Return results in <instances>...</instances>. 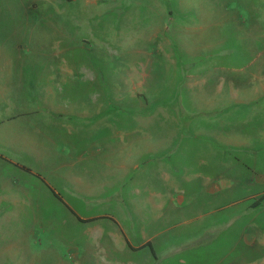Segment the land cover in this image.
<instances>
[{"label":"rangeland","instance_id":"374dc122","mask_svg":"<svg viewBox=\"0 0 264 264\" xmlns=\"http://www.w3.org/2000/svg\"><path fill=\"white\" fill-rule=\"evenodd\" d=\"M208 7L217 8L215 12L219 22L216 23L215 28L213 24L212 27L197 29L196 32L191 25L196 23L199 17L186 15V9L201 10ZM166 10L169 15L164 14ZM22 14L26 15V25L17 31L9 29V26L0 21V58L15 55L27 56L30 59L38 57L48 59L33 63L25 57V65L23 63L18 66L19 71L21 66H24L23 87L26 94V99L20 101L19 106L40 105L41 99L39 100L34 94L38 89L42 91L46 85L52 87V90H56L58 94L64 95V97L56 96L54 101H50L53 105L77 103L79 106L90 99V91L100 93L104 83L105 94L98 97L100 112L109 116L114 111L121 110L123 116L128 113L127 106L135 104L138 119L145 114H150V119L146 121V128L138 129L135 133L138 146L141 147L145 146L146 137H153V139L170 137L174 130L169 123L156 117L157 112L146 113L144 109L148 105H156V109H159L157 104L163 102L164 106L169 104L178 107L179 111L184 107L183 103L180 105L183 98L180 94V89L183 87L180 86L182 83L180 78L183 77L186 80L192 75L179 69L181 74L175 70L176 65L170 62V52L173 51L175 57L179 52L178 46H175L173 42L179 39L177 33L181 36H184L185 32L197 33V39L203 41L214 32L215 34H219V31L227 32V43L217 46V49L213 47L210 54L206 53L207 48L197 49V55L201 61L191 65L193 73L197 70L195 67L202 66L200 62H210L214 59H217L219 63L218 69L226 73L244 71L247 76L248 71L264 70V60H261L264 58V31L255 29L257 26L264 29V0H0V20L2 18L13 20L16 16L21 19ZM166 24L170 26L169 32H166L168 28ZM186 25L188 29L185 28ZM190 39L193 41L191 37ZM18 41L22 43V48H18ZM253 41L258 42L259 47ZM180 52L183 53V50ZM163 55L167 56L164 61L161 58ZM166 59H168L167 64ZM13 66L15 68L14 64ZM178 66L182 65L178 64ZM102 71L104 79L101 78ZM90 73L93 78L86 81L85 76L91 75ZM114 88L120 89V95L116 96V90L115 95H112ZM162 91H165V96L161 95ZM94 103L96 104L95 101ZM117 105L120 108H117ZM246 109L232 102L231 107L220 112L223 115L221 121H217L212 113L201 116L194 122L197 126L194 133L206 131L201 137H208V127L213 126L211 124L227 123L226 126L233 125L232 129H236L242 123L237 120L243 118ZM182 114L186 112L182 110ZM252 117L256 118L254 115ZM100 122L99 125L96 123L95 127H88L86 123H81L78 125L80 130L76 127L72 130V135L76 137L103 133L106 136L113 135L111 124L104 119ZM45 124L48 126V121ZM47 131L48 129L41 134L42 137L37 139V143L27 144L26 139L29 133H17V130L7 122L0 124V140L1 137H5L14 147L22 146L21 149L16 150L23 155L16 153L13 158L31 168H40L47 180L50 178L58 181L51 182L65 200L56 197L37 174L33 175L20 164L17 168L15 164L4 161L6 165H0V177L4 172H9L7 174L9 180H13L11 174L18 179L21 178L20 180L25 183L18 185L16 190H26L32 200L28 204L32 206L16 205L0 209V264H118V259L122 261V264H149L146 255L151 253L142 250L124 252L121 256L115 257L112 252L101 250L102 255H98L97 247L100 240H109L107 235L102 234L107 230L118 232L117 226L108 217L82 221L74 216L68 208L69 205L64 202L71 204L81 214L97 213L109 207L121 218L127 219L133 212L125 204L126 202L120 199L118 196L120 192L116 191V187L112 188L113 194H111V190L96 191L94 181L88 187L81 186L74 182V177H70L72 167L68 168V171L56 168L48 171V165H44L47 153L43 149L49 144L51 146L54 140L48 137L50 133ZM35 137H37L36 134ZM28 146H36L38 150L35 148L31 151ZM257 146H263L257 153H253L254 157L258 158L255 161L258 162V169H260L264 167V158H262L264 144L261 145L255 140L253 148ZM199 147L194 150L196 154L209 152L208 143ZM24 150L28 154L24 153ZM250 153V151L246 152L248 155ZM6 154L11 158V152ZM231 155L229 152L225 154L227 160H230ZM189 160L191 164L196 162L190 158L187 164ZM165 161L163 164L168 163L167 160ZM216 162H220V157ZM181 163L182 160H177L174 164ZM154 171L149 173L153 175V180L157 178ZM144 173L142 171L138 178L140 183H143L141 186L150 180L144 176ZM5 185H0L1 190L7 189ZM12 190L14 189L10 192ZM97 192H100V196L96 195ZM109 193L110 196L107 195ZM125 194L132 202L142 205L137 201L144 192L137 194L122 189V196ZM105 195L107 198H103L106 197ZM84 201L89 205H85ZM239 204L240 202L233 209L228 210L230 214H226L230 216L232 212L240 213L242 206ZM260 207L263 208L261 215H264V205H260L255 212H258ZM141 208L136 209L134 214L143 219L146 216L145 208L143 206ZM196 211L197 209H192L193 213ZM236 216L235 223L227 225V231L232 234H238L241 222L245 221L243 217L241 221L240 214ZM213 219L210 215H202L192 220L191 224L185 223L182 227L188 229L203 227L206 222L207 225L209 222L212 223ZM100 225L105 228L102 234L99 230ZM126 225L132 227L129 235L132 239H136L138 234L135 227L139 224L122 223L123 227ZM211 232H214V229L207 234ZM224 232L210 246L201 248L205 255H209V263L214 260V257L215 260L219 259L223 255L222 250L231 242L229 237L224 238L223 235H226ZM236 244L239 247V241ZM59 258L67 261L70 259L71 262L62 263L60 261L62 259L59 260ZM134 260L137 261L134 262ZM170 263L171 261L164 259L160 264Z\"/></svg>","mask_w":264,"mask_h":264},{"label":"crops","instance_id":"0c3cea01","mask_svg":"<svg viewBox=\"0 0 264 264\" xmlns=\"http://www.w3.org/2000/svg\"><path fill=\"white\" fill-rule=\"evenodd\" d=\"M189 9H186V15L199 17L198 21L191 25L196 32L197 29L212 27L213 24L215 28L216 23L219 22L215 12L217 8ZM168 10L165 11V15H169ZM25 16L22 14L21 19L16 16V19L13 20L12 18L7 20L2 18L0 21L9 26V29L17 31L26 25ZM247 23H249V19H247ZM166 25L168 26L166 32H169L170 26ZM185 28L188 29V25ZM255 29L260 32L264 31L262 27L258 26ZM177 34L179 39L173 42L175 46H178L179 52L177 57L173 51L170 52V62L176 65L177 69L175 70L183 69L186 74L192 75L186 80L183 77L180 78L182 79L180 86H183L180 89V94L183 96L180 105L183 103L182 110L186 114H182V110L179 111L178 107L169 104L164 106L163 102H161L162 105L157 104L159 109H156V105L153 104L144 109L146 113L157 112L158 119L173 126L172 136L169 134L170 137H155L154 139L146 137L145 146H138L135 133L138 129L145 127L150 114H145L144 117L138 119L135 104L128 105V113L123 116L121 110L114 111L109 116L100 112L98 97L105 94L104 83V88L100 93L90 91V99L79 106L77 103L75 105L74 103L53 105L50 101H54L56 96L64 97V95L58 94L56 90H52V87L46 85L42 91L38 89L34 94L39 100L41 99L40 105L20 107L19 102L26 99V94L25 87H23L24 66H21L20 71L18 66L23 63L25 65L26 58L37 63L43 59L47 60V57L30 59L27 56L25 58L24 56L8 55L0 58V124L7 122L17 130V133H29L26 139L27 144L37 143V139L41 138V134L48 129L47 132L50 133L48 137L54 140L51 146L49 144L43 149L47 153L44 165H48V171L55 170V168L68 171V168L72 167L70 170L72 176L70 177H74V182L77 184L88 187L94 181L96 191L98 189L99 191L111 190V194H113L112 188L116 187V191L120 192L118 196L126 202L125 204L133 214L136 209H140L142 206L145 208L146 216L143 219L141 216L139 218L137 214L131 213L126 219L121 218L109 207H105L97 213L81 214L71 204L64 202L69 205L68 208L71 209L74 216L80 220L97 216L91 220L82 221H94L108 217L117 226L118 232L107 230L104 234L102 232L105 228L99 226L100 234L107 235L109 240H100L97 247L98 255H102L101 250L112 252L114 257L121 256L124 252L131 253L142 250L151 253V255H146L149 264H160L164 259L171 261L170 264H264V215H261L263 208L260 207V210L255 212V209L260 205H264V167L258 169L259 164L255 161L258 158L254 157V154L263 146L253 148L255 140L259 141L261 145L264 144V70L248 71L247 76L244 71L242 73H226L218 69L219 63L217 59H214L210 62H200L202 66L195 67L197 70L194 75L191 65L201 61L197 55V49L207 48L206 53L210 54L213 47L217 49V46L227 43V32L219 31V34L214 32L203 41L197 39V33L185 32L184 36H181L180 33ZM256 43L259 47L258 42ZM21 45L22 43L18 41V48H22ZM180 50H183V53ZM166 57L163 55L161 58L164 61ZM165 63H168V59L165 60ZM178 64L182 66L177 67ZM179 72L182 74L181 71ZM100 74L104 79V72L102 71ZM97 75L99 76L98 73ZM91 76L92 74L85 76V80L92 79L93 76ZM176 80L178 81L177 78ZM112 90V95H115V90L116 96L120 95L119 88ZM161 95L165 96V91H162ZM43 97L45 98L43 99ZM232 102L247 108L246 114L240 118L242 121L239 118L237 120L239 123L242 122L241 125L232 129L233 125L226 126L227 123L211 124L213 126L208 127V137H201L206 131L194 133V129L197 128L194 122L201 116L212 113L217 121H221L223 115L220 112L231 107ZM117 108L120 107L117 105ZM218 112L219 114H217ZM252 115L256 118L254 119ZM102 119L111 124L113 135L106 136L104 133L92 136L83 135V137L72 135V130L76 127L80 130L79 124L86 123L85 125L88 127H95L96 123L99 125ZM47 121L48 126L45 124ZM106 133H108L107 130ZM1 138L0 165L10 162L18 168L20 164L28 172L40 176L54 195L65 201L51 182L58 181L50 178L47 180L40 168H31L17 162L13 155L16 153L23 155L18 152L19 150H16L21 149L22 146L14 147L5 137ZM204 143H208L209 152L196 154L195 148L201 147ZM158 145L161 146L158 147ZM35 148L36 146H28L31 151ZM36 150L38 149L36 148ZM248 151L251 152L252 157L250 154H246ZM7 152L12 153L11 158L7 156ZM227 152L232 154L230 160H227L225 156ZM24 153L28 154L26 150ZM182 157L183 159H180ZM218 157H220V162H216ZM190 158L196 162L191 164L189 160V164H187V160ZM165 160L168 163L163 164L166 162ZM177 160H182V163L175 165ZM142 171L145 172L144 176L150 179L143 186H141L143 183L138 180ZM153 171L157 177L155 180H153V175L149 174ZM8 173L4 172L0 177V185L6 184L5 187H7L6 190L4 188L1 190L0 187V209L16 205L20 207L32 206L28 204L32 201L28 192L16 190L18 185L25 182L12 174L13 180H9ZM106 177H108L107 180ZM98 186L99 188H97ZM11 189L14 190L10 192ZM122 189L137 194L144 192L140 200L137 201L142 205L139 206L134 201L132 202L127 194L122 196ZM110 193L107 195L110 196ZM261 194L263 196L257 203H254L253 201ZM96 195L100 196V192H97ZM103 198H107V196ZM7 202L15 203L8 204ZM239 202V205L242 206L240 213L232 212L228 216L226 214H230L228 210L233 209ZM84 204L87 205L88 202L84 201ZM184 209L189 211H183ZM192 209H197L196 213H193ZM238 214L241 216V221L242 217L245 221L241 222L238 234L229 233L227 225L235 223ZM202 215L213 217L212 223L209 222L207 225L206 222V225L198 226V228L182 227L183 224H191L192 220ZM122 223L139 224L135 227L138 234L136 239H132L129 235L132 227L128 225L123 227ZM212 229L214 232L207 234ZM223 232L226 234L223 235L224 238L229 237L231 242L222 250L223 255L219 259L215 260L213 256L214 260L209 263V255H205L201 248L210 246ZM237 241H239V247L236 244ZM141 259L143 260L142 257ZM59 260L62 263L70 261V259L63 260V258H59ZM136 261L134 260V262ZM118 264H122L120 259H118Z\"/></svg>","mask_w":264,"mask_h":264},{"label":"trees","instance_id":"16d2710c","mask_svg":"<svg viewBox=\"0 0 264 264\" xmlns=\"http://www.w3.org/2000/svg\"><path fill=\"white\" fill-rule=\"evenodd\" d=\"M263 196V194H261L258 198H256L253 202L257 203L259 198H261ZM97 216H92V217H87V218H81V220H91L93 218H96Z\"/></svg>","mask_w":264,"mask_h":264}]
</instances>
